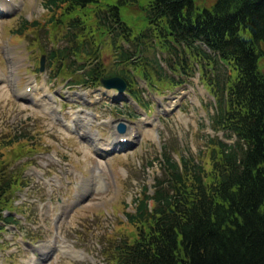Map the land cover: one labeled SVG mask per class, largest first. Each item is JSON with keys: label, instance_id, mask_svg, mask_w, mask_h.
I'll return each mask as SVG.
<instances>
[{"label": "trees", "instance_id": "obj_1", "mask_svg": "<svg viewBox=\"0 0 264 264\" xmlns=\"http://www.w3.org/2000/svg\"><path fill=\"white\" fill-rule=\"evenodd\" d=\"M98 1L46 3L51 10L65 6L69 11ZM139 1L107 0L108 13L99 14V23L108 27L119 50L117 64L130 61L147 80L155 76L179 83L158 60H131L130 52L117 43L143 36L152 41L157 31L151 29L164 27L167 33L160 27L159 46L173 55L169 69L176 74L198 63L217 99L213 129L236 134L237 140H212L210 173L186 156L179 164L164 152L163 178L157 179L154 194L145 187L138 212L130 215L131 222L146 229L140 228L132 242L116 246V254L122 264H264V0H215L210 7H199L196 0H146L151 26L137 35L122 19L120 6ZM111 73L127 79L132 74L127 66ZM149 200L154 201L153 211Z\"/></svg>", "mask_w": 264, "mask_h": 264}, {"label": "rangeland", "instance_id": "obj_2", "mask_svg": "<svg viewBox=\"0 0 264 264\" xmlns=\"http://www.w3.org/2000/svg\"><path fill=\"white\" fill-rule=\"evenodd\" d=\"M199 1L202 4H209L212 2V0ZM41 2V0H28L26 5L24 4L23 6L25 7V11L22 15L34 20L45 19L47 13L44 12L45 10ZM128 13L132 18H135L139 14V10L136 7H132L129 9ZM15 20L16 19L10 20L11 23H7V27H14ZM1 28L2 22L0 23V32ZM37 32L38 37L41 36L40 39L44 44V49H48L47 37L45 40L41 29H38ZM5 34L6 33H3V35L0 34V54L3 53L6 57L4 60L0 59V67L2 69V71L0 69V132L6 131V127L11 126L14 127V131L16 132L23 128L31 132L35 131L36 140L14 144L10 150L12 152H25L31 148L29 144H33L34 149L40 148V145L44 144V149L42 148L43 150H41L46 151L44 153H41V151L39 154L33 156V162L24 170V174H28L30 178L31 169L40 168L41 166L42 169H44L43 165L45 162L44 160L48 156L47 152H55L63 158L65 174H70L75 168H78L83 170L86 176L92 178L99 177L102 179L101 189H96L97 185L93 187L95 189L93 190L94 195L92 198H89L87 202L81 204L79 209L75 210L66 220L57 223L53 212L54 210H49L47 206H45L47 208L41 210L39 204L51 199L54 201V205H58L62 197L69 196L73 199L75 190L69 188L65 175L61 178L62 189L55 190H52V186L54 187L55 185L50 186L37 181L35 178H30V181L33 182V186L29 191V195L39 199V202H36L35 199L31 200L32 203L29 204L28 208V212H33L32 217L28 218L33 224L28 223V225H26L24 222H21L18 225L20 231L13 232L12 236H10L13 243L10 244L9 247L14 246L17 250L15 251V249H12L9 252V247H7L5 252H9V254L7 255L8 258L5 263H20L22 257L24 259H29V251H23V248L18 244L20 234L23 235L25 232L32 237L41 235V238L46 240L52 239L57 230L61 241H69L74 246L87 251L93 259L76 261L72 258H61L57 262L52 260L51 264H106L104 259L107 256L101 252V247L103 244H108L117 237L124 236L122 232H131L132 226L128 225L126 212H135V204L128 205L127 203H130L131 200L139 194L141 191V182L151 184L154 182V176L162 173L159 167V161L155 159L160 155L162 148L144 139L127 154L115 156L111 158L110 161L94 157L89 152L87 146L77 137L67 134L64 128L55 127L52 123V119L47 116L44 107L16 98L17 91L21 90L19 86L23 85L24 81L28 79V76L25 77L26 73H24V69L21 68L19 70V67L15 66L12 73H14L16 77L18 88L13 89L12 86L9 85L8 75L11 69L10 64L12 63L9 53L13 52L15 55L14 60L18 61L21 67L25 60L21 53L24 52L23 49H26V52L30 55L32 48L28 51L26 46L29 45L28 42L32 43L31 38H33V35H29L21 40L24 44L20 43L12 46V44L10 45L8 43L9 38L7 35L5 37ZM22 45L25 46V48H23ZM32 53L31 59L33 64H36L41 51L34 49ZM24 55L27 56V53H24ZM4 71L5 73H3ZM29 72L27 73L31 74ZM34 72L40 79L37 86H45V88L40 89V92H37L36 98L44 92L50 95L55 94V90L60 92L61 89H64V91L67 92L69 88H72L69 86V88H67L65 85H60L56 88V86H53L54 82H49L48 84L47 71L41 75L36 73L35 70ZM49 72L50 71H48V73ZM182 78H185L184 75ZM46 80L47 84H45ZM51 86L52 88H50ZM139 86L143 88V97L145 100H156L157 102H161V104L159 103L158 105L152 104L151 107H153V111H156L155 114H158V110L161 111L162 109L167 111V109L176 107V109L171 112H176V114L174 117L165 121L163 128L160 130V135H158L160 142L158 145L167 144V148L170 149L172 155L174 153V157H177V149L179 150V148L185 152V154H192L195 157H197L200 151H206L205 146L206 140L209 138L207 134L209 133L215 136L218 135L220 138L232 142L231 138H227L224 132L215 133L210 128L211 122L208 116L212 113V107L210 105L212 97L205 89L198 72L194 77L187 78V81L182 86L173 91H168V88H164L163 91L154 90L142 79H139ZM69 93L71 92L69 91ZM152 95L155 96L151 98ZM52 97L55 98L53 103H56L57 96L54 95ZM77 103L78 104L74 106L75 109H85L96 114L100 112L101 118L109 119L117 116L110 107L99 108L97 104L91 105L79 100ZM134 108L140 114H143V110L136 103H134ZM178 115L181 119L182 117L185 118L186 122L184 123L186 124H183L182 121L179 120ZM108 130L100 131L99 135L106 137L111 133L112 128H108ZM100 140L101 139L98 137L97 141ZM7 143L8 141H4L3 145L6 146ZM178 145H180L179 148H177ZM5 150H9L8 147H5ZM151 159L154 160V163L152 166L148 167V162ZM25 160L26 158H15L12 159L11 162L17 161L20 165ZM205 162H208L207 158ZM48 165L49 166L45 168L47 174L52 173L53 170H57L51 163H48ZM208 167L209 165H207V168ZM73 176L75 179L80 180L81 178L80 174L74 173ZM12 251H14V255H11ZM2 252L3 251H0V254Z\"/></svg>", "mask_w": 264, "mask_h": 264}, {"label": "bare ground", "instance_id": "obj_3", "mask_svg": "<svg viewBox=\"0 0 264 264\" xmlns=\"http://www.w3.org/2000/svg\"><path fill=\"white\" fill-rule=\"evenodd\" d=\"M44 102V101H43ZM48 105H51V104H48Z\"/></svg>", "mask_w": 264, "mask_h": 264}]
</instances>
